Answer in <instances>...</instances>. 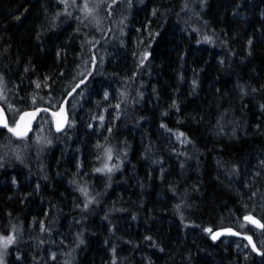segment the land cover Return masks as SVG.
Instances as JSON below:
<instances>
[{
  "label": "trees",
  "instance_id": "obj_1",
  "mask_svg": "<svg viewBox=\"0 0 264 264\" xmlns=\"http://www.w3.org/2000/svg\"><path fill=\"white\" fill-rule=\"evenodd\" d=\"M82 1L0 0L1 263L264 264V0Z\"/></svg>",
  "mask_w": 264,
  "mask_h": 264
},
{
  "label": "water",
  "instance_id": "obj_2",
  "mask_svg": "<svg viewBox=\"0 0 264 264\" xmlns=\"http://www.w3.org/2000/svg\"><path fill=\"white\" fill-rule=\"evenodd\" d=\"M72 93H73V91H71L66 96V98L61 102V104L59 105V108L56 111L52 112V115L54 116L53 127H54L55 133L63 132V130L65 129V127L67 125V115H66L65 106H66V101L72 95ZM0 110H2V120L4 122H6L8 125L7 113L1 104H0ZM46 110L47 109L45 107L39 106V107H35L32 109L22 111L18 115V117L15 121L14 127H13V128L17 129V133H19V135L14 134V133H12V134L17 138L26 137L31 132L33 124L37 121L39 116ZM26 113H35V115L29 116V115H25ZM21 117H23V119H21ZM0 128L1 129H8L7 127L3 126V123H0ZM245 217H251L252 220L256 221L257 223H252L249 220H245ZM241 219L243 222L249 224L251 227H253L259 231H261L263 229V227L258 226V225H263L262 221L253 215L245 214L241 217ZM209 236L213 241H218V240L226 238V237L243 239L244 241H246V243L248 244L250 249L252 251H254V253L256 255H259V250L257 249L253 238L250 235L243 234V233L237 231L233 227L225 226V227L216 228V229L210 231Z\"/></svg>",
  "mask_w": 264,
  "mask_h": 264
},
{
  "label": "rangeland",
  "instance_id": "obj_3",
  "mask_svg": "<svg viewBox=\"0 0 264 264\" xmlns=\"http://www.w3.org/2000/svg\"><path fill=\"white\" fill-rule=\"evenodd\" d=\"M81 1V0H80ZM108 2L110 0H83L80 7H82L87 13H89L88 11V8L87 6H90V9H91V15H94V14H97V10H98V7L96 5H93L92 3H103V2ZM95 3V4H96ZM53 122H54V116H53ZM14 127V126H13ZM2 238V237H1ZM9 246V245H8ZM7 246V247H8ZM6 247V248H7ZM6 248L3 246L2 243H0V264H2V255H4L5 251H6Z\"/></svg>",
  "mask_w": 264,
  "mask_h": 264
},
{
  "label": "snow or ice",
  "instance_id": "obj_4",
  "mask_svg": "<svg viewBox=\"0 0 264 264\" xmlns=\"http://www.w3.org/2000/svg\"><path fill=\"white\" fill-rule=\"evenodd\" d=\"M25 115L31 116V115H35V113H26ZM21 119H23V117H21ZM0 123H3V126L7 127L9 132H12L14 134L19 135V133H17V129L16 128L8 127L7 123L2 120V110H0ZM109 159H111L110 150H109ZM245 220H249L252 223H257L256 221L252 220L251 217H245ZM258 226L259 227H264V225H258ZM0 243H2L3 246L6 248L10 243H12V237H8L6 239L5 238H0Z\"/></svg>",
  "mask_w": 264,
  "mask_h": 264
}]
</instances>
